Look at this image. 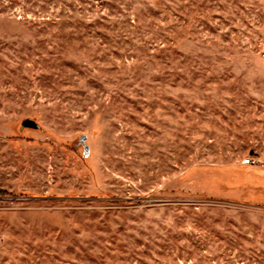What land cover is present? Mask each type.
<instances>
[{
  "label": "rangeland",
  "instance_id": "1",
  "mask_svg": "<svg viewBox=\"0 0 264 264\" xmlns=\"http://www.w3.org/2000/svg\"><path fill=\"white\" fill-rule=\"evenodd\" d=\"M0 188V264H264V0H0Z\"/></svg>",
  "mask_w": 264,
  "mask_h": 264
},
{
  "label": "built area",
  "instance_id": "2",
  "mask_svg": "<svg viewBox=\"0 0 264 264\" xmlns=\"http://www.w3.org/2000/svg\"><path fill=\"white\" fill-rule=\"evenodd\" d=\"M245 163L249 164L250 161L246 160ZM16 202H18L17 198H14L9 193L3 191L0 188V211H5L14 208Z\"/></svg>",
  "mask_w": 264,
  "mask_h": 264
},
{
  "label": "water",
  "instance_id": "3",
  "mask_svg": "<svg viewBox=\"0 0 264 264\" xmlns=\"http://www.w3.org/2000/svg\"><path fill=\"white\" fill-rule=\"evenodd\" d=\"M21 126L22 127H27V128H32V129H37L38 126L37 124H35L33 121L31 120H24L22 123H21Z\"/></svg>",
  "mask_w": 264,
  "mask_h": 264
}]
</instances>
